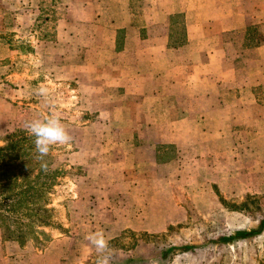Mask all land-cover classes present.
Instances as JSON below:
<instances>
[{
    "label": "rangeland",
    "instance_id": "1",
    "mask_svg": "<svg viewBox=\"0 0 264 264\" xmlns=\"http://www.w3.org/2000/svg\"><path fill=\"white\" fill-rule=\"evenodd\" d=\"M69 6V0H0V145L9 134L25 131L29 121L53 114L72 137L69 144L51 148L55 166L65 172L51 194L55 225L45 229L49 238L39 243L28 237L23 246L36 252L66 237L63 257L48 258L53 264H96L98 254L88 236L102 231L112 264H264V230L216 241L264 219V138L246 145L250 133L239 132L235 152L217 163L206 158L210 164L204 170L191 166L188 180L171 181L164 169L163 180L130 188L122 167L99 163L121 157L112 147V134L100 133L97 139L79 128L91 119V111L75 97L74 80L64 78L62 57L68 64L72 58L58 47L66 42L58 30L64 28L59 19ZM252 14L263 21V14ZM258 26L264 40V26ZM160 151L164 159L176 154L171 145ZM115 174L120 177L114 179ZM18 246L23 247L18 240H5L0 227V264H24L27 251ZM171 246L192 248L164 255Z\"/></svg>",
    "mask_w": 264,
    "mask_h": 264
},
{
    "label": "crops",
    "instance_id": "2",
    "mask_svg": "<svg viewBox=\"0 0 264 264\" xmlns=\"http://www.w3.org/2000/svg\"><path fill=\"white\" fill-rule=\"evenodd\" d=\"M69 5L58 30L66 42L58 47L72 58L68 64L62 57L64 78L74 80L75 97L91 111L79 128L112 134L121 157L99 163L122 167L130 188L169 175L188 180L191 166L203 169L206 158L217 163L235 152L239 132L250 133L244 144L264 138V42L249 46L246 38L248 26H264V18L252 14L264 15V0ZM165 145L175 148L174 157L164 159ZM64 239L36 252L18 246L27 251L23 263L53 264L51 254L59 261Z\"/></svg>",
    "mask_w": 264,
    "mask_h": 264
},
{
    "label": "trees",
    "instance_id": "3",
    "mask_svg": "<svg viewBox=\"0 0 264 264\" xmlns=\"http://www.w3.org/2000/svg\"><path fill=\"white\" fill-rule=\"evenodd\" d=\"M246 31L247 45L259 46L264 42L258 25L248 26ZM34 141V136L19 130L9 134L0 145V227L4 230L5 240H18L22 246L28 237L39 243L45 237L49 238L45 229L55 225L51 194L65 173L62 167L55 166L51 149L44 158L47 171L41 169ZM263 230L264 219L257 227L220 236L216 241L226 243L258 236ZM190 248L192 246H171L164 255Z\"/></svg>",
    "mask_w": 264,
    "mask_h": 264
},
{
    "label": "clouds",
    "instance_id": "4",
    "mask_svg": "<svg viewBox=\"0 0 264 264\" xmlns=\"http://www.w3.org/2000/svg\"><path fill=\"white\" fill-rule=\"evenodd\" d=\"M43 91V90H42ZM28 135L35 137V149L38 153L36 159L41 161V169L47 171L45 157L55 145H67L72 137L64 127L58 115L53 114L45 120H32L25 125ZM88 240L94 246L98 257L96 264H112L113 254L110 242L102 231H97L88 236Z\"/></svg>",
    "mask_w": 264,
    "mask_h": 264
}]
</instances>
